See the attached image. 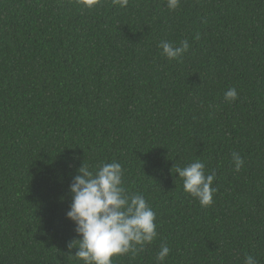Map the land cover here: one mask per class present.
Segmentation results:
<instances>
[{
    "label": "trees",
    "instance_id": "trees-1",
    "mask_svg": "<svg viewBox=\"0 0 264 264\" xmlns=\"http://www.w3.org/2000/svg\"><path fill=\"white\" fill-rule=\"evenodd\" d=\"M196 159L209 207L175 172ZM113 161L158 225L114 264H264V0H0V264H82L69 187Z\"/></svg>",
    "mask_w": 264,
    "mask_h": 264
},
{
    "label": "clouds",
    "instance_id": "clouds-1",
    "mask_svg": "<svg viewBox=\"0 0 264 264\" xmlns=\"http://www.w3.org/2000/svg\"><path fill=\"white\" fill-rule=\"evenodd\" d=\"M92 8L99 0H80ZM121 8L128 6L129 0H113ZM181 0H167V7L175 10ZM169 60L178 59L188 52V40L179 46L168 41L158 45ZM225 99L234 103L239 99L236 88L225 93ZM232 162L239 171L244 160L239 152H232ZM175 172L183 181V189L198 199L201 207H209L217 191L212 185L215 171L206 173L205 164L199 159L184 167L175 166ZM70 184L72 202L66 217L75 224L78 239L68 244V255L82 261V264H114V257L131 254L133 257L145 250L158 236L156 213L147 199L139 193L128 192L124 183V169L121 163H102L95 169L82 164ZM78 249L73 255L71 250ZM167 244H162L156 254L157 264H161L170 254ZM244 264H258L256 257L246 254Z\"/></svg>",
    "mask_w": 264,
    "mask_h": 264
}]
</instances>
